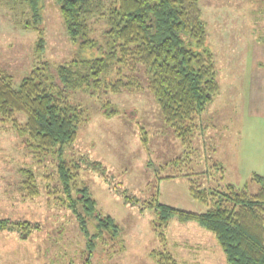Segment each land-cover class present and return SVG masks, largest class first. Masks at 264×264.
Wrapping results in <instances>:
<instances>
[{
    "label": "rangeland",
    "instance_id": "obj_1",
    "mask_svg": "<svg viewBox=\"0 0 264 264\" xmlns=\"http://www.w3.org/2000/svg\"><path fill=\"white\" fill-rule=\"evenodd\" d=\"M197 2L219 92L194 119L191 153L183 166L171 164L186 151L147 91L108 92L100 99L81 92L70 96L87 109V118L61 158L78 165L76 187L85 188L99 213L111 217L119 230L116 239L104 236L103 244L96 243L91 264H157L154 251L169 253L176 264H227L215 237L194 222L171 217L165 242H160L156 214L143 207L156 196L160 204L178 210L205 212L207 207L190 196L182 174L192 175L205 189L226 184L242 189L248 183L250 193L258 188L249 183L252 175L264 177V0ZM24 19L0 3V69L11 75L14 89L38 64L55 67L77 54L52 0H42L41 34L24 28ZM102 102L116 113L104 114ZM17 119L25 121L21 114ZM25 143V135L0 121V219L38 225L28 236L17 227L0 229V264H84L89 258L86 238L56 200L60 192L49 193L59 188L56 164L61 159L48 156L39 163ZM86 161L96 162L99 170L88 168ZM22 169L36 177L39 194L34 199L24 196ZM128 198L134 202H125Z\"/></svg>",
    "mask_w": 264,
    "mask_h": 264
},
{
    "label": "trees",
    "instance_id": "obj_2",
    "mask_svg": "<svg viewBox=\"0 0 264 264\" xmlns=\"http://www.w3.org/2000/svg\"><path fill=\"white\" fill-rule=\"evenodd\" d=\"M52 1L77 54L55 67L38 64L22 79L18 89H14L11 75L0 69V121L26 136L25 146L37 162L42 163L48 156L61 159L56 164L59 188L48 187L53 189L48 192H60L56 200L77 220L89 253L84 264H91L96 243L103 244L104 236L116 239L119 230L111 217L99 213L87 190L76 187L78 165L61 158L87 118V109L72 103L71 94H94L100 99L108 92L147 91L156 100L165 124L184 146L186 152L171 163L178 168L191 153L194 119L217 95L219 83L197 0ZM0 3L25 16L24 28L42 33V0ZM42 47L43 38H39L37 50ZM100 107L106 115L116 113L109 103L102 102ZM18 114L25 117L24 122L17 119ZM85 164L99 170L96 162ZM215 167L222 170L220 165ZM164 168L159 167L161 171ZM21 172L24 196L34 199L39 194L36 177L27 169ZM182 176L188 181L190 196L207 210H178L160 204L154 196L143 209L151 208L156 214L158 240L165 242L168 221L176 217L181 223H197L212 234L227 264H264V177L252 175L249 183L258 188L250 193L248 183L242 189L232 184L205 189L192 175ZM124 201L134 202L130 198ZM12 227L22 229L25 236L38 229L29 221L12 223L0 219V229ZM151 255L157 264H176L167 252L154 251Z\"/></svg>",
    "mask_w": 264,
    "mask_h": 264
},
{
    "label": "crops",
    "instance_id": "obj_3",
    "mask_svg": "<svg viewBox=\"0 0 264 264\" xmlns=\"http://www.w3.org/2000/svg\"><path fill=\"white\" fill-rule=\"evenodd\" d=\"M255 63V62H254ZM197 224V223H196ZM197 226H198V228H200V229H202L198 224H197ZM194 228V227H193ZM191 230H193V229H191ZM195 230V229H194ZM197 231V230H196ZM205 231V230H204ZM206 232V231H205Z\"/></svg>",
    "mask_w": 264,
    "mask_h": 264
}]
</instances>
